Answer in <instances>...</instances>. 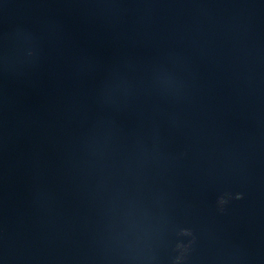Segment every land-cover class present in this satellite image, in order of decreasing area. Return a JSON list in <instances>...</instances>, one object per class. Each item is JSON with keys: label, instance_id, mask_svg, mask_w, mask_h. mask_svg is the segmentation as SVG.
Wrapping results in <instances>:
<instances>
[{"label": "water", "instance_id": "water-1", "mask_svg": "<svg viewBox=\"0 0 264 264\" xmlns=\"http://www.w3.org/2000/svg\"><path fill=\"white\" fill-rule=\"evenodd\" d=\"M0 264H118L1 132Z\"/></svg>", "mask_w": 264, "mask_h": 264}]
</instances>
